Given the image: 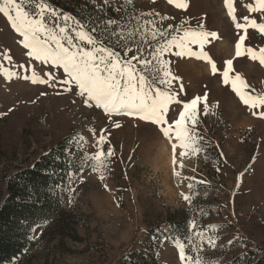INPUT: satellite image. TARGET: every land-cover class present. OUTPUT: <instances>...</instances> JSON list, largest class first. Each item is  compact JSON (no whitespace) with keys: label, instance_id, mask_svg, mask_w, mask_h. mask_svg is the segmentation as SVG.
Wrapping results in <instances>:
<instances>
[{"label":"rangeland","instance_id":"obj_1","mask_svg":"<svg viewBox=\"0 0 264 264\" xmlns=\"http://www.w3.org/2000/svg\"><path fill=\"white\" fill-rule=\"evenodd\" d=\"M88 1L95 7V11L93 7L89 11L103 15L106 21L102 25L108 42L105 46L115 51H119L116 46L122 47V55L126 47L132 46L135 52L139 46L144 57L152 60L166 40L179 39L186 30L217 33L218 38L209 37L204 51L218 71L212 73L208 60L177 56L180 49L174 47L161 57L178 78L171 86L158 83L163 72L157 71V61L153 60L146 73L153 87L179 93L181 103L169 106V121L176 118L183 103L197 96L207 97L208 114L204 115L203 100L198 106L200 151L192 155L189 149L183 159L177 156L174 166L171 142L159 126L136 116H109L102 108L85 105L78 88L73 85L68 91L59 82L66 78L63 69L29 56L22 37L0 13V133L7 149L0 167L12 170L24 166L68 136L85 148L88 157V165L72 178L63 196L66 207L78 216L80 238L68 239L65 249L31 247L32 264H116L148 237L149 223H158V214H163L162 221L167 212L195 211L194 206L197 212L192 217L195 228H190L188 256H199L205 264L207 253L227 254L230 244L237 251L264 247V226L260 224L264 222V117L253 114L264 109L245 105L222 75L225 62L231 59L234 72L230 79L239 74L249 86L243 91L264 95V64L253 61L246 52L247 48L257 52L264 48V33L249 24L253 19L264 23V12L250 10L257 6V0H233L235 21L228 14L225 0H186V9L168 0ZM109 20L116 23L109 24ZM236 23L248 24L247 32L237 29ZM153 25L168 35L157 40L150 35L146 39L139 33L131 35L137 29L151 31ZM241 36H245V54L237 57L236 44ZM189 47L200 52L197 44ZM33 73L37 81L47 83H34ZM101 136L105 140L98 144ZM14 146L17 148L12 152ZM101 151L105 153L101 162L90 159ZM109 151L111 156L107 155ZM181 163L183 168L179 167ZM182 193L189 195L191 203ZM197 196L200 199L195 203ZM47 226L35 227L33 238L41 239ZM162 230L169 228L164 226ZM209 237L215 246L209 243ZM155 243L162 262L184 264L179 258L177 245L183 243L179 237L169 236Z\"/></svg>","mask_w":264,"mask_h":264},{"label":"snow or ice","instance_id":"obj_2","mask_svg":"<svg viewBox=\"0 0 264 264\" xmlns=\"http://www.w3.org/2000/svg\"><path fill=\"white\" fill-rule=\"evenodd\" d=\"M23 2L24 0H20L19 3L17 0H0V13L7 18L11 27L22 37L21 42L24 48L29 50L27 53L29 56L63 69L66 78L61 79L59 82L66 86L68 91H71L74 85L79 89V94L85 105L102 108L109 116L113 114L136 116L140 120L149 121L159 126L162 135L171 142L172 163L174 166L176 165L177 156L183 159L189 155V149L192 155L199 153L200 149L197 147V143L201 137L197 131L199 123L198 106L203 100L204 115H207V97L197 96L190 102L183 103V108L177 112L176 118L169 121L167 119L169 106L174 103H181L178 99L179 93L163 91L159 87H153V82L149 81L146 73L152 66L153 60L157 61L160 65L157 71L163 72V76L158 83L171 86L172 81L178 78L174 77L169 71V62L162 60L161 57L164 53L177 47L180 49L175 53L177 56H196L208 60L211 64L212 73L216 74L218 71L217 65L204 51V46L210 42L209 37L218 38L217 33L203 30H186L179 39L173 37L171 40H166L163 46L155 50L153 59L149 60L144 57L143 50L139 46H137L135 52L132 47H126L123 55L120 51L106 47L103 40L97 39L92 34L95 29L87 32L84 30L83 25H79L80 30L77 31L76 35L80 41H86L87 45L92 47L90 49L80 47L73 42V36L69 34L67 26L58 27V31L56 28L48 26L45 20L46 14L49 12L54 15L59 14L55 9L50 8L44 0H40L38 3V12L35 15L25 10ZM168 2L181 9H186L188 6L186 0H168ZM225 3L228 7L229 16L235 21L233 0H225ZM250 10L252 12H264V0H257V6L250 7ZM63 19L67 21L69 18L65 16ZM161 19H168V17H161ZM244 19L248 21V17ZM108 23L115 24L116 22L109 20ZM249 24L264 33V23H257L253 19L249 21ZM235 26L237 29H244L245 33L247 32L248 24L236 23ZM136 33H139L142 39H146L150 35L152 40L163 39L168 35L167 32L161 31L155 25H153L151 31L137 29L131 35L134 37ZM120 38H124L122 34ZM244 41L245 36H241L236 44L235 54L237 57L245 54V51H242ZM192 44L200 46L199 53L191 51L189 45ZM246 52L253 61L258 60L261 64H264V48H261L259 52L247 48ZM129 53H132V55H129ZM225 63L227 67L222 73L224 83L231 85L245 105L252 109H264V95H251L243 91V89L249 87L246 81L239 74L234 79H230V73L234 72L233 61L229 59ZM33 82L47 83L46 80L37 81L35 73H33ZM180 88L183 89L182 84ZM253 114L264 117V111L254 112ZM115 126L119 128L121 125L117 123ZM104 140L105 138L101 136L98 144H102ZM112 154L111 151L107 153L108 156ZM104 155L105 153L101 151L90 157V159L101 162ZM179 167L183 168L184 164L181 163ZM174 174L180 176L179 171H175ZM100 179L103 180L104 176L101 175ZM191 187L190 184L189 188ZM181 195L185 201L191 203L189 195L183 193ZM192 227L195 228L194 223ZM197 235L201 234L198 233ZM208 241L212 246H215L216 242L210 237ZM177 246L179 248V258L184 264H203L199 256L194 258L187 255L183 243Z\"/></svg>","mask_w":264,"mask_h":264},{"label":"trees","instance_id":"obj_3","mask_svg":"<svg viewBox=\"0 0 264 264\" xmlns=\"http://www.w3.org/2000/svg\"><path fill=\"white\" fill-rule=\"evenodd\" d=\"M19 3L20 0H17ZM40 0H24L23 7L35 15ZM50 8L59 15L51 12L46 14L45 20L50 28L67 26L73 42L80 47L91 48L86 41H80L76 33L79 25H83L88 32L94 28L98 34L95 37L105 41L102 25L106 22L103 15H94L95 7L88 0H44ZM69 19L65 21L63 18ZM78 22V23H77ZM90 27H88L87 25ZM128 37V34L125 35ZM116 46V45H114ZM132 47V46H130ZM122 51V47L116 46ZM0 133V160L7 153L5 143ZM7 147V145H6ZM13 147L12 152H15ZM88 165V157L84 147L77 144L72 137H64L53 143L49 148L38 153L36 157L24 166L15 169L0 167V264H32L31 247L44 246L51 248H66L68 239L78 240L76 225L79 223L76 212L69 210L64 201V191L73 177L81 173ZM200 199V196H197ZM195 205V204H194ZM195 211L176 210L158 214V223H149L148 237L138 242L136 247L126 254L116 264H165L159 259V247L155 243L169 236L179 237L186 245L187 253L190 228L193 225ZM198 214V213H197ZM200 214V213H199ZM257 222V220H255ZM47 229L41 239L33 238V231L39 225L47 224ZM264 226V222L260 223ZM167 226L169 230L159 231ZM55 241L53 244L52 242ZM205 264H264V247L235 250L230 244L229 252L207 253Z\"/></svg>","mask_w":264,"mask_h":264}]
</instances>
